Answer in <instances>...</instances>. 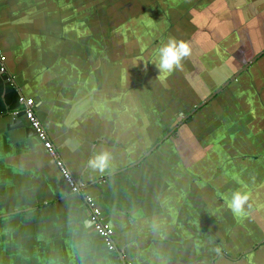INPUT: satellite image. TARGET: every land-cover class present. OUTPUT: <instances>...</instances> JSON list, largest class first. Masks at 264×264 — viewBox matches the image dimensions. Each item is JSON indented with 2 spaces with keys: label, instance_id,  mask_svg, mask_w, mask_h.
Masks as SVG:
<instances>
[{
  "label": "crops",
  "instance_id": "crops-1",
  "mask_svg": "<svg viewBox=\"0 0 264 264\" xmlns=\"http://www.w3.org/2000/svg\"><path fill=\"white\" fill-rule=\"evenodd\" d=\"M161 4L191 48L170 74ZM0 51V264H264V0H0ZM21 95L118 251L38 137L9 129Z\"/></svg>",
  "mask_w": 264,
  "mask_h": 264
},
{
  "label": "built area",
  "instance_id": "built-area-1",
  "mask_svg": "<svg viewBox=\"0 0 264 264\" xmlns=\"http://www.w3.org/2000/svg\"><path fill=\"white\" fill-rule=\"evenodd\" d=\"M0 62L2 73H6V58L2 56L1 51ZM19 105L21 109L15 110L11 113L13 118L17 119V117L21 114L26 118L30 128L36 132L38 139L44 144L45 149L49 152L51 156L54 157L56 165L61 175L65 179L66 183L70 187L72 193L84 197L87 207L90 211V221L93 223V227L96 234L104 240L109 251H118L114 240V230L106 222L104 213L97 207L95 200L91 196L86 194L88 185L86 183L78 181L73 176L66 163L60 157H58L56 148L53 145L45 126L40 121L36 113V101L32 98H28L21 95L19 98Z\"/></svg>",
  "mask_w": 264,
  "mask_h": 264
},
{
  "label": "clouds",
  "instance_id": "clouds-1",
  "mask_svg": "<svg viewBox=\"0 0 264 264\" xmlns=\"http://www.w3.org/2000/svg\"><path fill=\"white\" fill-rule=\"evenodd\" d=\"M158 60L156 67L161 74H170L182 68V61L191 54V48L188 42L169 38L167 43L159 47ZM111 162V154L104 151L97 154L89 161V167L101 172L109 168ZM249 197L246 193L236 191L232 194L228 202V207L235 215L245 213V205L248 203Z\"/></svg>",
  "mask_w": 264,
  "mask_h": 264
},
{
  "label": "rangeland",
  "instance_id": "rangeland-1",
  "mask_svg": "<svg viewBox=\"0 0 264 264\" xmlns=\"http://www.w3.org/2000/svg\"><path fill=\"white\" fill-rule=\"evenodd\" d=\"M162 8H164V5L161 4V6L158 7V11H157L158 26H157V33L155 35L156 39H158L157 43H159L161 41V39H163V38H164L163 42H165V41H168L169 38L174 37L172 29H170V27H171V24L175 20H177L172 16H170V18L166 17V14H164ZM164 10H166V9H164ZM153 40H154V38H153ZM135 58L139 61L138 62L140 65L139 67L142 66L140 68V70L142 69V72H143L144 67H145V62L150 60L149 56H147L145 53H137ZM133 59L134 58H132V60Z\"/></svg>",
  "mask_w": 264,
  "mask_h": 264
},
{
  "label": "water",
  "instance_id": "water-1",
  "mask_svg": "<svg viewBox=\"0 0 264 264\" xmlns=\"http://www.w3.org/2000/svg\"><path fill=\"white\" fill-rule=\"evenodd\" d=\"M247 70H248V67H245V68L243 69V72H246ZM243 72H242V73H243ZM242 73H238L237 76H235V77L232 79V82L235 81V80H236V79H237ZM229 84H230V82L227 83V84L225 85V88L228 87ZM223 90H224V87H223L222 89H219L218 92L214 93V94L210 97V99H207L206 101H204V102L202 103L201 106H204L205 104H207L212 98H214L215 96H217L218 94H220V92H222ZM28 125H29V124H28ZM16 128H24V129H26V132H27V135H28V136H37L36 132H35L33 129H31L30 126H29V128H26V125H25L24 122L15 119V120L13 121L12 125L9 126V129H16ZM124 263H125V261H124Z\"/></svg>",
  "mask_w": 264,
  "mask_h": 264
}]
</instances>
